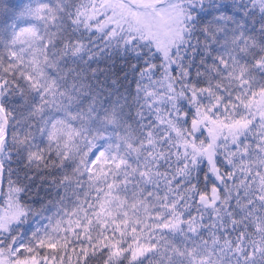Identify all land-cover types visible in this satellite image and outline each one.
<instances>
[{
    "label": "snow or ice",
    "instance_id": "obj_1",
    "mask_svg": "<svg viewBox=\"0 0 264 264\" xmlns=\"http://www.w3.org/2000/svg\"><path fill=\"white\" fill-rule=\"evenodd\" d=\"M5 180L0 264H264V0H0Z\"/></svg>",
    "mask_w": 264,
    "mask_h": 264
},
{
    "label": "trees",
    "instance_id": "obj_2",
    "mask_svg": "<svg viewBox=\"0 0 264 264\" xmlns=\"http://www.w3.org/2000/svg\"><path fill=\"white\" fill-rule=\"evenodd\" d=\"M80 2L88 3V0H80ZM100 67L103 68L105 65L101 64ZM20 103L21 101L18 98L14 100V104L16 105ZM12 167L17 170L12 178L13 180H17L18 178V186L28 185L26 191L19 194V200L27 209H30L28 221L32 225V230L35 227L47 224L48 220L41 218L53 216L56 212V206L54 204V201L57 199L55 189L48 191L49 185L42 184L40 178L36 176L35 171H28L23 165H17L15 163ZM26 174L29 177H35V179H25ZM7 192L8 184L5 180L1 183L0 187V212L6 207ZM25 228H27V224ZM28 235H31V230L28 232Z\"/></svg>",
    "mask_w": 264,
    "mask_h": 264
}]
</instances>
